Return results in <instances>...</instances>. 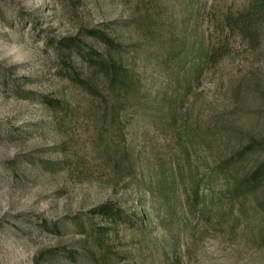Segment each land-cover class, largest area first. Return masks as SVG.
I'll use <instances>...</instances> for the list:
<instances>
[{
    "label": "rangeland",
    "instance_id": "374dc122",
    "mask_svg": "<svg viewBox=\"0 0 264 264\" xmlns=\"http://www.w3.org/2000/svg\"><path fill=\"white\" fill-rule=\"evenodd\" d=\"M144 1L0 0V264H33L37 256L39 264H264V183L256 191L232 192L264 155V34L256 48L237 41L197 79L189 81L184 62L177 64L166 93L177 113L174 125L153 120L150 112L141 122V137L157 159L180 170L171 188L176 197L167 203L137 186L111 189L81 175L75 151L92 153L87 142L93 125L85 115L71 125L43 106L44 96L79 97L63 60L82 69L87 62L81 49L68 51L63 43L73 39L103 50L87 35L92 27L125 44L138 41L126 23L132 11L148 7ZM154 1L163 22L175 26L177 42L191 40L194 28L210 30L225 12L250 0ZM149 67L146 83L163 84L156 66ZM195 125L186 157L179 145L187 141L185 127ZM78 133L86 143L74 140ZM230 155L235 160L229 169L208 175L210 166ZM193 172L207 176L202 195L187 205L182 201ZM107 201L120 207L122 221L90 217L89 209ZM100 226L109 229L110 249L119 253L114 263L97 261V246L85 237Z\"/></svg>",
    "mask_w": 264,
    "mask_h": 264
},
{
    "label": "trees",
    "instance_id": "16d2710c",
    "mask_svg": "<svg viewBox=\"0 0 264 264\" xmlns=\"http://www.w3.org/2000/svg\"><path fill=\"white\" fill-rule=\"evenodd\" d=\"M143 6L146 7L143 12L132 11L126 23V28L139 37L134 43L125 44L104 29L93 27L86 30L87 35L98 40L103 50L86 43L82 45L73 39L63 43L68 51L81 49V56L87 62L82 69L63 60L68 71V82L79 90V97L76 95L71 101L44 96L41 101L54 117L59 116L71 125L83 115L87 124L93 125L94 131L89 134L87 142L92 153L87 156L75 151L81 175L103 181L111 189L137 186L138 192H147L151 197L167 203L176 197L171 188L176 184L180 170L175 164L166 165L157 159V153L151 150L144 134L141 137V122L150 112L153 120L162 119L165 125H174L177 113L174 107H169L166 93L176 79L175 66L180 62H184L190 81L197 79L205 67H214L229 55L237 41L244 40L250 47L256 48L264 34V0H250L240 9L229 10L214 21L210 30L203 29L198 33L194 28L191 30L193 33L189 34L191 40L184 36L177 42L174 40L176 36H172L175 26L163 22L157 2L145 0ZM153 55L158 58H152ZM145 60L147 63L140 67ZM150 65L160 71L157 81L163 78L164 83L157 87L145 81L150 76L147 74ZM179 95L180 92L175 93L173 101ZM71 103L73 108L69 107ZM197 130V125L185 127L183 133L187 141L180 143L179 136L176 137L181 144L180 153L186 157H190L189 149L193 146ZM73 136L78 143H86V138L82 139L80 133ZM141 141L146 146H142ZM247 146L250 148L251 145ZM234 160L233 155L225 157L208 168V175L229 169ZM206 176V173H190L182 203L189 205L192 197L202 195L201 188ZM263 183L264 155L236 181L232 192L256 191ZM89 211L90 217L102 215L105 221L114 223L123 220L120 207L109 201ZM145 219L148 223L152 222L148 215ZM79 226L84 230L85 223L79 221ZM109 235L106 226L91 227L86 232L85 237L97 246L98 254L93 256L97 261L114 263L118 258L119 253L110 249L111 244L107 241ZM129 254L130 259L133 253ZM37 259L38 256L33 264H39ZM171 264L179 263L172 261Z\"/></svg>",
    "mask_w": 264,
    "mask_h": 264
}]
</instances>
